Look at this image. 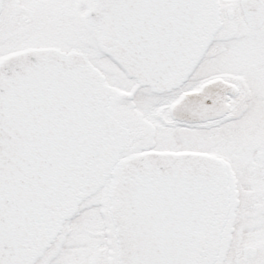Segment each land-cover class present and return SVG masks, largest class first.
<instances>
[{
	"label": "snow or ice",
	"instance_id": "snow-or-ice-1",
	"mask_svg": "<svg viewBox=\"0 0 264 264\" xmlns=\"http://www.w3.org/2000/svg\"><path fill=\"white\" fill-rule=\"evenodd\" d=\"M0 264H264V0H0Z\"/></svg>",
	"mask_w": 264,
	"mask_h": 264
}]
</instances>
